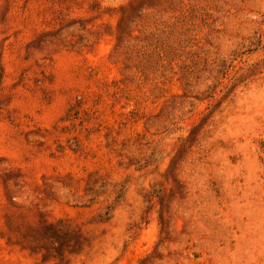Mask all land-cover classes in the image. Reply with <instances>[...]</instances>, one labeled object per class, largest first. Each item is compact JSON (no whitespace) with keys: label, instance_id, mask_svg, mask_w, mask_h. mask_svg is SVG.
<instances>
[{"label":"rangeland","instance_id":"1","mask_svg":"<svg viewBox=\"0 0 264 264\" xmlns=\"http://www.w3.org/2000/svg\"><path fill=\"white\" fill-rule=\"evenodd\" d=\"M0 264H264V0H0Z\"/></svg>","mask_w":264,"mask_h":264}]
</instances>
